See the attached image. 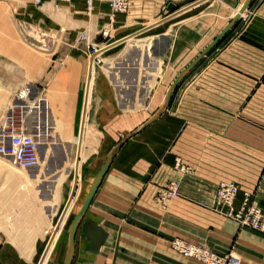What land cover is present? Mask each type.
Here are the masks:
<instances>
[{
    "label": "crops",
    "instance_id": "crops-1",
    "mask_svg": "<svg viewBox=\"0 0 264 264\" xmlns=\"http://www.w3.org/2000/svg\"><path fill=\"white\" fill-rule=\"evenodd\" d=\"M244 1L133 0L107 37L101 35L105 2H95L89 14L85 0L25 3L21 22L49 47L54 65L41 75L36 62L6 59L15 66L0 67V93L7 97L0 116L23 114L39 143V164L28 172L41 174L43 187L64 174L61 200L77 176L78 202L61 236L65 211L51 232L54 217L48 221L40 209L10 220L7 235L0 231V264H38L46 247L43 264L64 263L69 226L108 155L160 108L177 75ZM83 32L98 49L112 45L93 62L88 91ZM175 160L187 170L176 169ZM169 182L177 194L165 208L157 193ZM221 182L236 184L239 199L254 192L264 210V0H252L177 84L165 111L115 153L78 224L71 264H199L171 249L175 239L231 252L240 264H264V232L240 228L213 210Z\"/></svg>",
    "mask_w": 264,
    "mask_h": 264
},
{
    "label": "rangeland",
    "instance_id": "rangeland-1",
    "mask_svg": "<svg viewBox=\"0 0 264 264\" xmlns=\"http://www.w3.org/2000/svg\"><path fill=\"white\" fill-rule=\"evenodd\" d=\"M29 1L33 2V0H10L5 2L3 1L0 4L1 6L4 7L1 8L3 10L1 13V17L3 20L2 23H0V60H1L0 67L4 68V70L6 69L10 70L12 67L15 66L12 65V63L7 64L6 59L8 60L29 59L37 63V66L39 67L38 72L41 73V75H43V72H45L46 68H48V70L50 71L51 65L53 66L54 64L50 60L51 56L49 55L50 53L49 47H47V45L44 47L43 44H38L37 42H35L32 38L33 36L31 29L24 28L23 22H21V18H22L21 11L24 9V6L26 5L25 3H28ZM42 49L46 51H42ZM93 54L94 53L92 52L90 47H88L86 51L87 59L90 60V57ZM96 59L99 58L96 57L94 59L93 61L94 66ZM89 60H88V68H87V79L89 75ZM107 64L108 63H105V65ZM109 65L112 67V64L109 63ZM93 70H91V73H93ZM86 88L88 91V83H86ZM1 97H3V100L1 99L2 102L0 101V111L2 110L1 103H3V107L7 103V97L1 96L0 93V98ZM127 113H128L127 111H121V114L123 115H126ZM125 131H127V128L121 127V132L123 133ZM177 162H179V166L176 165ZM40 164L43 165L41 161ZM174 165L175 168L178 169L179 171H181L180 168L182 166L184 167V172L187 170V167H185L180 160H175ZM32 170L33 169L22 170L17 166H15L9 158L0 157V231L3 232L4 237L8 233L7 232L9 227L8 223L10 220H13L18 215H27V216L37 215L39 214V209L44 213L48 221L51 220L52 217H54V223L50 224V228H49L50 232L54 230L55 225L56 227L58 226L56 222H58L59 218L63 216L64 211L66 212V216L63 221L64 225L63 224L61 225L62 229L60 227L61 229L60 236H61L64 233V231H66L70 219L76 212L78 200L73 202L75 194L72 199L73 205L71 202L68 201L67 203L68 208H66L67 206L66 202L69 196L63 198L62 200L59 198L60 187L64 181V174L55 177L52 181L49 182L50 184H48V186L43 187V186H39L42 178L41 174H38L36 177H34L28 172ZM76 188H77V181H76ZM164 190L157 193V198L162 204V207L166 208L169 205L170 201L176 196L177 191L175 192V194H171L170 196H168L164 201L160 199V194L164 193ZM249 194L251 195L254 204H256L255 193L253 192ZM24 206L26 208H23ZM212 208L216 213L226 218L223 215L224 213L223 209L217 206L215 199ZM192 245H197V244H192ZM202 246L209 249L204 245ZM228 254H232L236 256L231 252H229ZM45 259L46 256L43 259V262L45 261ZM189 260L195 261L193 259H189ZM197 263L202 264L200 262Z\"/></svg>",
    "mask_w": 264,
    "mask_h": 264
},
{
    "label": "built area",
    "instance_id": "built-area-1",
    "mask_svg": "<svg viewBox=\"0 0 264 264\" xmlns=\"http://www.w3.org/2000/svg\"><path fill=\"white\" fill-rule=\"evenodd\" d=\"M44 2L57 5L68 3L70 0H34L36 6ZM95 2H105L108 6V23L101 31L103 37L109 35L115 16L127 13L133 4V0H85L87 14L91 13ZM80 38L87 42L89 37L86 32H83ZM87 43L93 53L99 50L90 45L89 41ZM38 147L39 143L35 136L29 134L24 126L21 112L6 117L0 116V157L9 158L15 166L22 170H29L39 164ZM176 165L179 166V162ZM180 170L184 171V167L182 166ZM176 189V183H169L164 193L160 194V199L165 201L168 196L175 194ZM239 195V187L236 184L221 182L215 190L216 204L223 209V215L236 222L240 228L263 233L264 210L254 204L249 193H243L240 199ZM170 246L180 256L202 264H240V259L232 254L219 255L202 245L188 244L179 239L171 241Z\"/></svg>",
    "mask_w": 264,
    "mask_h": 264
},
{
    "label": "water",
    "instance_id": "water-1",
    "mask_svg": "<svg viewBox=\"0 0 264 264\" xmlns=\"http://www.w3.org/2000/svg\"><path fill=\"white\" fill-rule=\"evenodd\" d=\"M252 2V0H245L242 5L240 6V8L238 9V11L236 12V14L234 15V17L231 19V21L224 27V29L219 33V35L201 52V54L194 59V61H192L187 67H185L175 78V80L173 81V83L171 84V86L168 89V92L166 94V97L162 103V105L160 106V108L152 115V117L147 120L136 132L131 133L129 135H127L123 140H121V142L113 149V151L108 155L103 167L101 168V170L99 171V173L96 175L90 189L89 192L84 200V203L82 204L80 210L78 211V213L75 215V217L73 218L69 229H68V237H67V251H66V255H65V259H64V263L63 264H71L72 258H73V252H74V238H75V233L78 227V224L81 220V218L83 217V215L85 214L86 210L88 209L102 179L103 176L105 175L111 161L112 158L114 157L115 153L119 150V148L121 147V145L131 136H133L135 133L141 131L142 129H144L145 127H147L148 125H150L151 123H153L167 108L169 101L171 99V96L177 86V84L181 81V79L206 55V53L213 48L216 43L234 26V24L241 18V16L243 15V13L247 10V8L249 7L250 3ZM172 4L169 5L168 9L172 8ZM141 33V32H139ZM138 34V33H137ZM136 36V35H135ZM133 37V36H132ZM130 38V37H129ZM128 39V38H127ZM126 39V40H127ZM112 46V45H109ZM108 46V47H109ZM108 47L104 48V49H99V52H103V50L108 49ZM81 132L80 131V136H81ZM80 148V137H79V143H78V150ZM76 181H77V176L74 177V184H73V188L71 190V193L67 199L66 205L68 203V201L70 199H73L74 194H75V190H76ZM47 249V247H46ZM43 262V256L41 257L40 261L38 264H42Z\"/></svg>",
    "mask_w": 264,
    "mask_h": 264
},
{
    "label": "bare ground",
    "instance_id": "bare-ground-1",
    "mask_svg": "<svg viewBox=\"0 0 264 264\" xmlns=\"http://www.w3.org/2000/svg\"><path fill=\"white\" fill-rule=\"evenodd\" d=\"M238 11V10H237ZM236 11V12H237ZM101 52H99V51H96V52H94V54L90 57V60H89V67H90V71H89V75H88V79H87V83H89V80H90V77H91V68H92V66H93V61H94V59L100 54ZM87 89V88H86ZM87 92V91H86ZM83 118H84V113H83ZM81 131H82V127H81ZM82 133V132H81ZM26 173V172H25ZM37 176V175H36ZM36 176H34V177H36ZM71 200L72 199H70L69 200V202H71ZM50 243V242H49ZM48 248V247H47ZM47 253V249H46V251L44 252V255H43V259L45 258V254ZM42 264H43V262H42Z\"/></svg>",
    "mask_w": 264,
    "mask_h": 264
}]
</instances>
